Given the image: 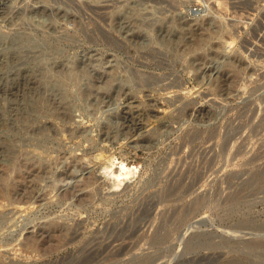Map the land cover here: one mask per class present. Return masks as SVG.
<instances>
[{
	"label": "rangeland",
	"instance_id": "1",
	"mask_svg": "<svg viewBox=\"0 0 264 264\" xmlns=\"http://www.w3.org/2000/svg\"><path fill=\"white\" fill-rule=\"evenodd\" d=\"M262 173L264 0H0V264H255Z\"/></svg>",
	"mask_w": 264,
	"mask_h": 264
},
{
	"label": "water",
	"instance_id": "2",
	"mask_svg": "<svg viewBox=\"0 0 264 264\" xmlns=\"http://www.w3.org/2000/svg\"><path fill=\"white\" fill-rule=\"evenodd\" d=\"M264 173H262L263 178ZM199 228L190 232L188 237L183 238L184 250L175 257H183L188 253H197L200 250L226 249L228 252H236L239 257L246 258L255 264H264V224L250 223L230 226L231 231L205 229L208 225L206 220L197 222ZM213 226V224H210ZM197 227V226H195ZM250 235L251 237H246ZM248 247V249H246ZM224 255L223 253H220Z\"/></svg>",
	"mask_w": 264,
	"mask_h": 264
},
{
	"label": "bare ground",
	"instance_id": "3",
	"mask_svg": "<svg viewBox=\"0 0 264 264\" xmlns=\"http://www.w3.org/2000/svg\"><path fill=\"white\" fill-rule=\"evenodd\" d=\"M157 111H162V109H157ZM107 167H108V165H107ZM110 172L114 176L113 178H114L115 184L119 185L121 183V181H123L125 178H128V177L134 175V173L137 172V167L136 166H132V165H128L127 163H125V161H122V160H118V161L111 160ZM159 228H161V227H159ZM158 238H159V235L158 236L156 235L155 240L157 241Z\"/></svg>",
	"mask_w": 264,
	"mask_h": 264
}]
</instances>
